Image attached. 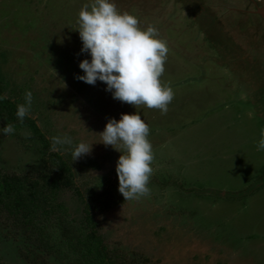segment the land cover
<instances>
[{"label":"rangeland","instance_id":"rangeland-1","mask_svg":"<svg viewBox=\"0 0 264 264\" xmlns=\"http://www.w3.org/2000/svg\"><path fill=\"white\" fill-rule=\"evenodd\" d=\"M90 2L0 0L3 96L24 103L30 90L28 114L49 145L67 134L73 144L92 145L83 156L99 165L76 178L79 186L89 181L96 199L69 190L57 202L77 222L94 215L109 248L151 264H264V150L255 144L264 127V0H114L117 11L166 41L159 79L173 97L164 114L113 99L103 82L75 78L89 58L80 53L77 14ZM136 112L149 128L153 171L149 195L125 201L115 173L120 153L99 143L98 133L108 118ZM15 123L7 124L23 138L0 134V166L20 171L39 164L42 145ZM60 152L72 164L71 147ZM12 233L0 222V255L26 264L25 242Z\"/></svg>","mask_w":264,"mask_h":264},{"label":"clouds","instance_id":"clouds-1","mask_svg":"<svg viewBox=\"0 0 264 264\" xmlns=\"http://www.w3.org/2000/svg\"><path fill=\"white\" fill-rule=\"evenodd\" d=\"M76 30L82 42L80 53L89 57L79 61L78 68L83 74H77L76 79L89 85L103 82L105 91L110 92L113 99L157 108L161 114L167 112L173 91L167 83L162 84L159 77L168 48L156 28L151 24L141 28L134 15L117 11L114 0H91L80 7ZM31 104L32 93L25 90L24 103L17 104L15 110L21 123ZM13 130L12 125L6 123L0 128V134L7 135ZM148 133V125L137 112L121 113L119 119L108 118L98 133L99 143L112 146L120 153L115 173L117 190L125 201L149 195L147 185L153 171V151ZM49 139L50 151L70 146L73 161L88 154L92 146L84 141L73 144L67 134ZM255 144L257 151L264 150V127L260 128Z\"/></svg>","mask_w":264,"mask_h":264},{"label":"trees","instance_id":"trees-1","mask_svg":"<svg viewBox=\"0 0 264 264\" xmlns=\"http://www.w3.org/2000/svg\"><path fill=\"white\" fill-rule=\"evenodd\" d=\"M0 95L3 96L1 89ZM16 105L7 97L0 100V119L16 122L13 124L16 130L19 126H29L42 145L39 164H29L20 171L0 166V222L13 229L12 238H23L25 263L52 264L49 263L52 258L61 264H151L149 259H142L136 253L109 248L97 230L94 215L87 212L84 221L77 222L57 202L58 195L69 190L82 199L84 192L96 199V190L89 187V181L79 186L76 178L86 168L98 169L97 160L82 156L73 165L60 151H50L46 134L29 114L22 123L15 116ZM11 134L23 138L15 130ZM0 264L12 263L4 262L0 255Z\"/></svg>","mask_w":264,"mask_h":264}]
</instances>
